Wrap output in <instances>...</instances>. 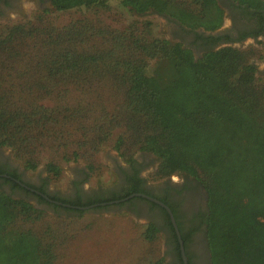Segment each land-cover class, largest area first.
<instances>
[{"label":"trees","instance_id":"trees-1","mask_svg":"<svg viewBox=\"0 0 264 264\" xmlns=\"http://www.w3.org/2000/svg\"><path fill=\"white\" fill-rule=\"evenodd\" d=\"M233 1L254 14L264 8V0ZM50 2L59 11L105 1ZM121 4L139 14L152 10L207 30L217 28L223 19L217 0H121ZM71 24L52 28L54 38L47 53L40 61H26L18 69L11 65L16 58L10 52L4 55L0 47V146L16 149L25 168L34 169L46 140L61 137L66 125H85L86 135H92L90 146L96 151L112 129L123 123L128 129L127 143L134 145L133 150L129 147L132 152L127 162L133 161L135 151L151 152L158 160L150 174L152 180L183 172L205 188L203 222L209 264H264V78L256 76L247 50L225 45L196 58L181 43L152 36L144 23L112 35L102 51L90 52L84 46L87 26L80 21ZM22 26L8 27L0 43L10 42L24 30ZM33 29L41 32L38 26ZM99 70L123 92L124 104L117 115L93 114L76 105L50 108L33 98L39 89L50 93L79 78L100 79ZM13 72L24 81L14 83L4 77ZM14 94L25 95L21 104L11 100ZM51 122L60 128L48 127ZM121 141L119 138L115 145L118 151ZM4 172L0 169V174ZM46 172L48 182L60 175L61 167L49 161ZM140 191L135 186L109 198L95 195L69 200L53 195L49 201L39 199L56 213L62 209L81 214L85 210L65 204L86 206ZM167 220L173 252L183 264L176 232L168 216ZM68 221L0 190V264H56L58 250L69 238ZM182 230L179 223L185 253L190 255L186 249L193 230ZM158 232L157 225L149 221L142 235L152 241ZM19 244L22 251L14 255Z\"/></svg>","mask_w":264,"mask_h":264},{"label":"rangeland","instance_id":"rangeland-1","mask_svg":"<svg viewBox=\"0 0 264 264\" xmlns=\"http://www.w3.org/2000/svg\"><path fill=\"white\" fill-rule=\"evenodd\" d=\"M104 1L103 5L58 11L54 9L50 0H17L18 4L14 7L0 0V41L6 37L8 27L18 24L25 27L22 31L18 30L19 32L10 42L5 40L0 43L1 50H4V55L10 52L9 54L16 58L11 65L17 69L26 61L38 62L51 48L50 43L54 38V31L52 30L51 34V29L72 25L71 23L76 21L87 26L88 39L84 46L90 52L102 51V48L110 44L108 40L112 39V35L119 34L131 25L141 27L146 23L144 25L148 26L152 36L165 39L170 37V27L167 26L163 13L149 10L139 14L123 6L121 0ZM41 11L43 14L40 18L38 14ZM36 26L41 32L33 29ZM235 47L247 50L249 61L256 66V76L264 78L263 50L251 42ZM100 72V79L79 78L56 86L50 93L39 89L33 98L36 103L50 108H56L58 105L60 107L76 105L80 106L79 110L83 107L91 110L93 114L105 111L117 115L124 104L123 92L117 87L116 82L109 80L110 77L102 70L98 71ZM4 77L14 83L24 81L15 72L12 75L5 74ZM15 89L17 92L18 86H15ZM24 97L23 94H14L11 100L15 104H21ZM52 126L60 128L52 122L48 124V127L52 128ZM83 126L77 123L66 125L61 129V137L56 140L52 137L48 138L46 145L39 152L37 166L34 169H26L24 158L20 157L21 155L11 146H0V150L16 164L19 170L24 171L23 174L21 173L24 179L33 183H38L40 177L44 180L48 177L46 163L53 161L58 164L61 167L60 175L49 180L48 184L51 192L61 197L69 196L68 190L75 165L83 167L86 171L84 182L86 188L97 189L109 186L117 178L110 159L118 155L123 162H127L126 158L132 152L129 147L133 150L134 145L130 146L127 143L128 129L120 123L94 151L90 146L92 135H86V126ZM119 138H122V141L119 142L121 149L118 151L115 145ZM58 142L61 144H57ZM63 143L65 145H62ZM73 151L77 152L76 157H73ZM138 152L140 151H135L132 158L137 156ZM152 172L153 170L148 173L149 180L153 182L162 180H152L150 178ZM10 194L16 198L19 196L28 199L27 201L35 207L45 208L48 215L69 220V238L59 248L56 264H155L159 260L161 264L177 262V256L173 252V237L164 217H161V223L156 224L159 232L155 239L149 241L142 235L148 219L137 218L127 213L124 205L93 208L81 214L62 209H58L59 213H56L52 207L26 194L17 191ZM183 232L185 233L186 229H183ZM22 246L19 244L15 247L14 255L21 253ZM188 251L191 252L190 247Z\"/></svg>","mask_w":264,"mask_h":264},{"label":"flooded vegetation","instance_id":"flooded-vegetation-1","mask_svg":"<svg viewBox=\"0 0 264 264\" xmlns=\"http://www.w3.org/2000/svg\"><path fill=\"white\" fill-rule=\"evenodd\" d=\"M4 1L10 7L18 4L17 0ZM217 2L223 10V19L222 23L213 30H207L201 26L189 27L180 20L163 14L171 32L170 37L166 39L172 43H181L184 47L189 48L196 58L210 49H217L225 45L242 46L248 42L258 45L264 52V8L259 9L254 14L249 9L245 11L238 2L233 0H217ZM262 59L264 64V56ZM110 160L116 170V181L109 186L97 189H88L84 186L86 171L83 167L75 165L67 199L70 200L76 196L83 199L93 198L95 195L109 198L115 194L123 195L129 188L136 186L141 191L135 193L152 197L170 209L178 230L179 223L186 231L193 230L186 249L188 251V247H190L191 253L190 255L185 253L187 264H209L205 223L203 222V215L207 212V194L203 185L195 177L183 172L172 173L156 182L149 180L148 173L154 170L158 163L157 157L151 152H138L137 156L133 157L132 162H123L118 155L112 156ZM0 169L5 171L1 173L2 175L9 176V178L0 176V190L8 194L16 191L21 192L43 204L45 202H42L39 197L42 196L44 200L49 201L48 197L56 195L51 192L48 182H45L42 177L38 179V183L24 179L22 175L24 171L19 170L16 164L1 150ZM132 198L100 208L124 205L127 213L137 218H147V222L153 221L158 225V222L161 223V217H164L165 223H168L167 216L171 222L167 209L159 202L145 197ZM168 227L170 226L168 225ZM168 264L173 263L169 262ZM175 264H179V262Z\"/></svg>","mask_w":264,"mask_h":264},{"label":"water","instance_id":"water-1","mask_svg":"<svg viewBox=\"0 0 264 264\" xmlns=\"http://www.w3.org/2000/svg\"><path fill=\"white\" fill-rule=\"evenodd\" d=\"M2 176H5V175H2ZM135 196H137V197H145V198H148V199L154 200V201H156V202H159L158 200H156V199H154V198H152V197H149V196H147V195H145V194H142V193H133V194L127 195V196L122 197V198H119V199H113V200L106 201V202L94 203V204L86 205V206H70V205H68V204H65V205H66V206H69V207H75V208H77V209L90 210V209H93L94 207H97V206H105V205L117 204V203H120V202L126 201V200H128V199H130V198H132V197H135ZM159 203H160V202H159ZM160 204L163 205V206L167 209V211H168V213H169L170 220H171V222H172V225H173V227H174V230H175V232H176V236H177V239H178V242H179V248H180V253H181V256H182L183 262H184V264H187V262H186V255H185V249H184V245H183V241H182V239H181V234H180V231L178 230V227H177V225H176L175 219H174V217H173V215H172L170 209H169L166 205H164V204H162V203H160Z\"/></svg>","mask_w":264,"mask_h":264}]
</instances>
